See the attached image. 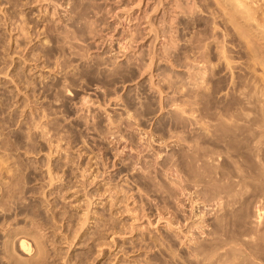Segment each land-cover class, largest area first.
<instances>
[{
  "label": "rangeland",
  "instance_id": "rangeland-1",
  "mask_svg": "<svg viewBox=\"0 0 264 264\" xmlns=\"http://www.w3.org/2000/svg\"><path fill=\"white\" fill-rule=\"evenodd\" d=\"M218 3L0 0V264H201L190 248L209 242L212 227H188L187 197L168 167L183 173L205 224L215 209L201 193L206 178L197 185L185 175L183 137L205 134L202 146L227 173L264 170V144L249 155L244 140L264 99L241 95L264 91L263 37L252 25L238 37ZM252 183L239 197L247 215L234 216L251 236L241 244L248 264L264 259V217L259 226L254 213L264 198ZM230 217L223 236L237 230ZM22 237L33 255L21 251Z\"/></svg>",
  "mask_w": 264,
  "mask_h": 264
},
{
  "label": "bare ground",
  "instance_id": "bare-ground-1",
  "mask_svg": "<svg viewBox=\"0 0 264 264\" xmlns=\"http://www.w3.org/2000/svg\"><path fill=\"white\" fill-rule=\"evenodd\" d=\"M188 3V2H187ZM219 3H220V0H219ZM218 3V4H219ZM222 4V3H221ZM178 5V4H177ZM223 5L226 7V9H227V20H226V22L228 23V24H230L231 26H233L234 27V30L236 29V31H237V36L238 37H240V38H243L244 37V39H245V35H247V38H249L248 36V32H246V33H244V31H245V26L246 25H250V27H251V25L254 27V28H252L253 30L254 29H256L257 31H258V33H261L260 35L263 37V43H264V1H262V0H223ZM188 6V5H187ZM194 6H195V4H194ZM219 6V5H218ZM223 6V7H224ZM182 7V6H181ZM189 7V6H188ZM191 7V6H190ZM184 8V7H183ZM192 9H193V7H192ZM197 9V8H196ZM194 11V10H193ZM192 13V12H191ZM165 21V20H164ZM149 22V21H148ZM166 22V21H165ZM150 23V22H149ZM153 25H154V22L152 23ZM162 24V23H161ZM168 24V23H167ZM215 24H217V23H215ZM151 25V24H150ZM169 25H170V23H169ZM169 25H168V27H169ZM152 26V25H151ZM155 26V25H154ZM157 26V25H156ZM155 26V27H156ZM215 26V25H214ZM217 26V25H216ZM172 27V25L170 26V28ZM173 27H174V25H173ZM172 27V28H173ZM249 27V29H251ZM154 28V27H153ZM157 28V27H156ZM156 28H154V29H156ZM159 28V27H158ZM166 28L167 27H165L164 29H165V31L167 32V30H166ZM171 28V29H172ZM231 28V27H230ZM230 28H228V34L230 35V36H232L233 35V33L234 32H231L232 30L230 29ZM248 29V30H249ZM251 29V30H252ZM175 30V29H174ZM216 30H217V28H216ZM170 31V30H169ZM172 31V30H171ZM170 31V32H171ZM152 32V31H151ZM153 32H154V30H153ZM253 32V31H252ZM175 33V32H174ZM254 33H255V31H254ZM254 33H253V35H254ZM257 33V32H256ZM257 33V34H258ZM169 34H171V33H169ZM250 34H252V33H250ZM166 35V34H165ZM168 35V34H167ZM172 35H173V33H172ZM259 35V34H258ZM257 35V36H258ZM259 35V36H260ZM132 36V35H131ZM130 36V37H131ZM258 36V37H259ZM261 36H260V38L259 39H261V40H259V41H262V38H261ZM167 38H169L168 36H166ZM172 37V36H171ZM170 37V38H171ZM257 37V38H258ZM128 38V37H127ZM169 38V39H170ZM246 38V39H247ZM174 39V38H173ZM244 39H240V40H243V42H244ZM172 40V39H171ZM170 40V41H171ZM219 40V39H218ZM239 40V41H240ZM248 40V39H247ZM130 43V42H129ZM176 43V42H175ZM248 43L250 44V41H248ZM171 44V43H170ZM252 44V43H251ZM250 44V45H251ZM254 44V43H253ZM258 44H259V42H258ZM260 44H261V42H260ZM174 45V44H173ZM176 45V44H175ZM226 45V44H225ZM225 45H223L222 47H225ZM242 45V44H241ZM245 45V44H244ZM247 45V44H246ZM250 45H249V49L253 46V45H251V47H250ZM129 46H130V44H129ZM128 43H127V41L124 43V46H123V49H128ZM172 46V45H171ZM207 46V45H206ZM234 46V45H233ZM232 46V47H233ZM175 47V46H174ZM227 47V46H226ZM235 47V46H234ZM256 47V46H255ZM263 47V46H262ZM164 48V47H163ZM205 48V47H204ZM237 47H235V49H236ZM248 48V47H247ZM168 49V48H167ZM170 49V48H169ZM222 49V48H221ZM226 49V48H225ZM227 49H229V47L227 48ZM238 49H239V47H238ZM166 50V49H165ZM222 50H224V48L222 49ZM221 50V51H222ZM230 50H232V49H229V51ZM247 50V49H246ZM254 51L256 50L255 48L253 49ZM170 51V50H169ZM166 52V51H165ZM168 52V51H167ZM227 52H228V50H227ZM226 52V53H227ZM253 52V51H252ZM224 53H225V50H224ZM223 52H222V54H224ZM225 53V54H226ZM224 54V57H227L226 55ZM229 54V53H228ZM232 54V53H231ZM234 54V53H233ZM252 54V53H251ZM150 55H151V53H150ZM156 55V54H155ZM253 55V54H252ZM152 56V55H151ZM222 56V55H221ZM152 57H154V56H152ZM156 57V56H155ZM258 57V56H257ZM230 56H228V58H224V60H228V65L230 64V62H233V59L232 58H230ZM251 58H253V57H251ZM196 59V58H195ZM259 59V58H258ZM257 59V60H258ZM151 60V59H150ZM152 60H153V58H152ZM151 60V61H152ZM230 60H232V61H230ZM264 60V59H263ZM154 61V60H153ZM199 62V61H198ZM258 63H260L261 64V62H260V60H258L257 61ZM264 62V61H263ZM263 62H262V66L264 65L263 64ZM197 63V62H196ZM250 63V62H249ZM146 64V63H145ZM226 64H227V61H226ZM192 66H194L193 64H192ZM196 66H197V64H196ZM230 67L231 66H233V64L232 65H229ZM256 66V65H255ZM254 66V67H255ZM145 67V66H144ZM195 67V66H194ZM192 68V67H191ZM213 68V67H212ZM231 68H233V67H231ZM230 68V69H231ZM195 69V68H194ZM251 69V68H250ZM255 69V68H254ZM262 69V68H261ZM232 70V69H231ZM263 70H264V67H263ZM143 71V70H142ZM194 72H196V70H193ZM200 71H198V73H199ZM233 72V71H232ZM202 74H203V71L201 72ZM200 73V74H201ZM195 74H197V73H195ZM202 74H201V76H202ZM233 74V73H232ZM257 74H258V72H257ZM256 74V75H257ZM204 75V74H203ZM197 76L199 77V75L197 74ZM194 77V76H193ZM197 78V77H196ZM200 78V77H199ZM203 78V77H202ZM234 78V77H233ZM259 78V77H258ZM195 79V78H194ZM198 79V78H197ZM204 79H205V77H204ZM199 80V79H198ZM201 80H203V79H201ZM260 80H261V78H260ZM194 81V80H193ZM200 82V81H199ZM204 82V81H203ZM203 84V83H202ZM249 84V83H248ZM247 84V85H248ZM255 84V83H254ZM260 85V84H259ZM258 85V86H259ZM197 86H198V84H197ZM258 86H256V88H253V89H251V90H244V89H246V87L245 88H243V94H241V95H243L244 96V98L247 100V102H249V104L250 103H252V102H255V104H256V102L257 103H259L258 101H261L262 99H264V91H261V89L259 90L258 89ZM251 87V86H250ZM261 87H263V86H261ZM65 88V87H64ZM67 89V88H66ZM65 89V90H66ZM263 89H264V87H263ZM160 91V90H159ZM161 92V91H160ZM69 93V92H68ZM191 101V100H190ZM177 103V102H176ZM189 104V103H188ZM179 105H181V104H179ZM254 105V104H253ZM252 105V106H253ZM257 105V104H256ZM182 106V105H181ZM184 106V105H183ZM259 106V105H258ZM263 106V105H262ZM192 107V106H191ZM254 107V106H253ZM252 107V108H253ZM178 108V107H177ZM181 108V107H180ZM179 108V110H182V108L180 109ZM185 108H186V106H185ZM184 108V109H185ZM255 108H256V106H255ZM261 108V107H260ZM178 110V111H179ZM186 110V109H185ZM184 110V111H185ZM255 110H257V108L255 109ZM183 112V111H182ZM249 112V111H248ZM179 113V112H178ZM252 113V112H251ZM250 112H249V114H251ZM246 114V113H245ZM244 114V115H245ZM260 115H258V116H256V117H254V118H256V119H254L255 120V122H252V123H250V124H252L251 126L249 125V127H247L248 125H246L245 127H247L244 131L246 132V134H247V138H245L244 140H247V148L245 147V149H247V150H249V152H248V154L249 153H254L253 155H258L257 153L259 152V150H261L260 149V147H261V145L262 144H264V111H262V112H260L259 113ZM252 115V114H251ZM256 115V114H255ZM128 116H130V113L128 114ZM184 116V115H183ZM245 116H247V115H245ZM244 116V117H245ZM180 117V116H179ZM248 117H250V116H248ZM239 118V117H238ZM227 119V118H226ZM236 119V118H235ZM252 119V120H253ZM129 120H130V118H129ZM229 120V119H228ZM233 120V119H232ZM253 120V121H254ZM112 121V120H111ZM224 121V120H223ZM236 121V120H235ZM243 121V120H242ZM250 122V121H249ZM114 123V122H113ZM225 123V122H224ZM228 123H229V121H228ZM241 123V122H240ZM246 124V123H245ZM249 124V123H248ZM209 125V124H208ZM226 126V125H225ZM244 126V125H243ZM223 127V126H222ZM229 127V126H228ZM240 127V126H239ZM226 128V127H225ZM235 128V127H234ZM233 128V129H234ZM243 127H241V129H242ZM231 129V128H230ZM237 129V128H236ZM235 130V129H234ZM209 131V130H208ZM217 131V130H216ZM222 131V130H221ZM144 132V131H143ZM225 132V131H224ZM236 132V131H235ZM235 132L233 133V134H235ZM145 133V132H144ZM210 133V132H209ZM227 133H230V130H229V132L227 131ZM207 134V133H206ZM220 134V133H219ZM226 134V133H225ZM238 134V133H237ZM213 135V134H212ZM217 135V134H216ZM231 135V134H230ZM236 135V134H235ZM235 135H233V136H235ZM240 135V134H239ZM146 136V135H145ZM222 136V135H221ZM242 136V135H241ZM244 136V135H243ZM178 138H179V136H177ZM208 137H209V134H208ZM244 137H246V136H244ZM243 137V138H244ZM152 140H155L154 139V137L152 138V136L150 137ZM160 138V137H159ZM219 138H220V136H219ZM233 138V137H232ZM231 138V139H232ZM238 138V137H237ZM183 140H185V141H187L188 143H189V147H188V151L187 152H184V151H182L181 152V155H184V157H185V161H183L184 162V165H185V168H186V173H185V175L186 176H188V181L189 182H192V183H194V184H197V185H199V182H202L203 181V178H206V180L207 181H205V182H207L208 184H207V186H206V188L204 189V190H202L201 191V193L204 195V196H207L208 195V201H210V202H212V207H213V210L215 209V212H214V214H213V222H211L210 224H205V222H207V220H206V213H205V211H204V209H200L199 208V206H198V201L199 200H197L196 198H195V196H193V194H192V192L190 191V185H189V183H187V181L185 180V178H184V176L183 175H181V174H183V173H180L177 169H175V167H174V169H172L173 168V164H171L172 165V167H168V170L170 171V170H173L174 172H175V174L172 172V175H173V178L172 177H170L169 179L171 180V185H172V187H173V189H175L176 191H177V193H179V194H182V195H185L186 197H187V201H188V203H187V207H188V210H185V211H187L188 212V214H187V219L186 220H190V223H191V225H190V223H188L189 225H188V227L190 226L192 229L193 228H197V229H203L205 226H210L211 225V230H210V232H208L210 235H211V238L209 239V242H207L206 243V241H199L198 242V240H196V239H194V237H190V240L191 241H193V240H196L194 243L195 244H193L192 245V248H190V249H192V254H194V255H192V256H195L196 257V259L199 261V262H201V264H248L246 261H247V258H249L248 256H249V254H248V256H246L245 255V253L247 254V251L245 252H243V249L242 248H244V246H245V244L246 243H244V246L243 245H241L244 241V235H246L245 233H243V232H241L242 231V229H241V227H242V224L240 225L238 222H236L237 221V219L235 220V218H234V216H236V217H240V216H242V215H244V212H242L243 211V207H245V204L246 203H243V202H245V201H243V202H239L240 201V199H239V197H241L242 195H243V193L246 191V190H248L249 189V184H248V182L250 181V183L251 182H253L252 183V186H254V189H255V191H256V194L254 195V196H256V199H257V201L259 202L260 201V199H262V198H264V170L262 169V168H259L257 171H255V172H257V175L255 176V177H250V176H247V175H245L243 172H244V170H243V172H242V169L240 168V169H238L239 167H235L236 168V170H237V172H236V174H231V172L229 173H227L224 169H223V167H222V165L220 164V163H218L219 161H218V159H219V157H218V159H217V156L219 155V153L218 152H216V151H214L212 148H210V147H204V146H202V144L204 145V143H206V142H210V141H208V138H207V136L205 135V134H203V133H200V134H197V135H194V136H192V137H189V136H184L183 137ZM235 140H236V136H235ZM145 141V140H144ZM160 141V140H159ZM238 141V140H237ZM240 141V140H239ZM150 142V141H149ZM232 142V145H235L234 143H236V142H234V140H232L231 141ZM234 142V143H233ZM154 143V142H153ZM161 143V142H160ZM162 143H163V141H162ZM220 143V142H219ZM240 143H242L241 141H240ZM159 144V143H158ZM243 144V143H242ZM236 145H238V144H236ZM240 145V144H239ZM149 146H151V144L149 145ZM227 146H228V144H227ZM241 146H244V145H241ZM232 147V146H231ZM240 147V146H239ZM225 148H227V147H225ZM235 148V147H234ZM244 148V147H243ZM243 150V149H242ZM155 152H156V154L155 155H157V158H159V157H162L161 156V154H162V152H160V150H155ZM245 152V151H244ZM175 153V152H174ZM246 154V153H245ZM244 154V155H245ZM176 155H178V154H174V156L176 157ZM181 155H179V157L181 156ZM250 155V154H249ZM252 155V154H251ZM252 155V156H253ZM220 156V155H219ZM259 156V155H258ZM172 158H173V156H171ZM183 157V158H184ZM256 157V156H255ZM156 159V158H155ZM168 159V158H167ZM170 159V158H169ZM256 159H258V158H256ZM176 160H178L179 161V159H175V162H176ZM169 161V160H168ZM167 162V161H166ZM167 163H169V162H167ZM176 164V163H175ZM258 164L259 163H257V165H256V168L257 167H259L258 166ZM176 165H178V164H176ZM260 165H261V163H260ZM263 165V164H262ZM260 166V167H263V166ZM168 166V165H167ZM178 167H179V165H178ZM178 167H176V168H178ZM234 167V166H233ZM264 168V167H263ZM255 169V168H254ZM176 170V171H175ZM235 170V169H234ZM183 171V170H182ZM179 172V173H178ZM185 172V171H184ZM185 176V177H186ZM251 178L250 180H249V178ZM169 180V181H170ZM249 180V181H248ZM203 183V182H202ZM193 184V185H194ZM206 184V183H205ZM192 186V185H191ZM190 188V189H189ZM253 189V190H254ZM167 190V189H166ZM170 190V189H169ZM252 190V189H251ZM254 191V192H255ZM247 192V191H246ZM245 192V194H247ZM248 192H250L249 190H248ZM254 194V193H253ZM255 199V197L253 198V200ZM256 201V200H255ZM254 202V201H253ZM258 202H256V203H258ZM238 203H241L242 204V206H238L237 204ZM255 203V204H256ZM262 203V202H261ZM183 204H185V203H182V205ZM186 205V204H185ZM206 205V204H205ZM240 205V204H239ZM255 206V205H254ZM257 206V205H256ZM260 206V202H259V204H258V206H257V211H255L254 213L256 214V218L258 219V225L259 226H261V222H263L262 220H263V213H264V210H262V208L261 207H259ZM264 206V205H263ZM262 206V207H263ZM205 207V206H204ZM237 207H240L239 209L237 208ZM252 208V207H251ZM200 209V210H199ZM264 209V208H263ZM255 210H256V208H255ZM263 211V212H262ZM210 212V211H209ZM208 213V212H207ZM238 215V216H237ZM247 215V214H246ZM246 215H244V216H246ZM229 216H231L232 218H234V220H235V222H234V224H236L237 225V227H235V228H237V230H236V232L235 233H232V234H236V235H232V234H228V236H223V235H225V234H223V233H221L220 232V230H221V228L223 227H226L225 226V224H227L226 222V220L228 219V221H229ZM243 216V217H244ZM230 217V218H231ZM169 218H167V220H168ZM241 219V218H240ZM246 219V218H245ZM239 220V219H238ZM168 221H171L170 219L168 220ZM167 221V222H168ZM231 221V220H230ZM229 221V222H230ZM242 222V220L240 221V223ZM245 222H246V220H245ZM244 222V223H245ZM256 222V221H255ZM171 223V222H170ZM169 223V224H170ZM230 224V223H229ZM232 224V223H231ZM228 225V224H227ZM236 225H234V226H236ZM244 225V224H243ZM256 226V225H255ZM259 226H258V228H259ZM171 227V226H170ZM189 227V228H190ZM239 227V228H238ZM233 228V227H232ZM191 229V230H192ZM205 229V228H204ZM204 229H203V231H204ZM226 229V228H225ZM239 229V230H238ZM246 229V228H245ZM251 229V228H250ZM190 230V231H191ZM229 230V229H228ZM262 230V229H261ZM189 231V232H190ZM202 231V232H203ZM234 231V230H233ZM247 231H249V230H247ZM246 231V232H247ZM253 231V230H252ZM251 231V232H252ZM256 231H258V230H256ZM264 231V230H263ZM262 231V232H263ZM224 232V231H223ZM194 233V232H193ZM192 233V234H193ZM248 233V232H247ZM255 233V232H254ZM260 233V232H259ZM264 233V232H263ZM192 234H190V235H192ZM253 234V233H252ZM257 234V233H256ZM189 235V236H190ZM227 235V234H226ZM255 235V234H254ZM247 237H249L248 236V234L246 235ZM262 236H264V235H262ZM246 237V238H247ZM251 237V236H250ZM21 238V237H20ZM20 238H19V240H20ZM26 237H22V239L20 240V242H19V246L21 247V251L23 252V253H25V254H28V255H30L31 256V250H32V248H31V244L29 243V241H27L26 239H25ZM246 238H245V240H246ZM254 238V237H253ZM255 238H256V236H255ZM198 239V238H197ZM248 239V238H247ZM251 238H249L248 240H250ZM18 240V241H19ZM203 240V239H202ZM251 241V240H250ZM252 241H253V239H252ZM254 241H255V239H254ZM205 242V243H204ZM246 242V241H245ZM256 242H257V240H256ZM254 243V242H253ZM251 244V243H250ZM230 245V246H229ZM248 245H249V243H248ZM257 245H259V244H257ZM229 246V247H228ZM242 246V247H241ZM38 247V246H37ZM36 247V248H37ZM247 247V246H246ZM245 247V248H246ZM252 248H253V246H252ZM251 247H250V249H252ZM255 248V247H254ZM41 248H39V250H40ZM224 249L226 250V251H224ZM248 249V248H247ZM42 250V249H41ZM221 250H223V251H221ZM249 250V249H248ZM255 250V249H254ZM37 252H38V250H36ZM41 251H39L38 253H40ZM251 252L254 254V252H253V249H252V251H250L249 253H250V255H251ZM31 253V254H30ZM36 253V252H35ZM263 253H264V251H263ZM24 254V255H25ZM41 254V253H40ZM253 254H252V256H253ZM33 255V254H32ZM39 255V254H38ZM247 257V258H246ZM257 257V256H256ZM255 258V257H254ZM258 258V257H257ZM256 258V260H258V259H260V258H262V257H260V258H258L257 259ZM189 259V258H188ZM255 260V259H254ZM254 260H251V263H249V264H264V262H263V260L264 259H261V261L262 262H258V261H254ZM197 264V263H196Z\"/></svg>",
  "mask_w": 264,
  "mask_h": 264
}]
</instances>
